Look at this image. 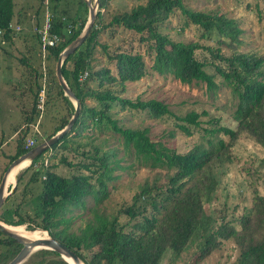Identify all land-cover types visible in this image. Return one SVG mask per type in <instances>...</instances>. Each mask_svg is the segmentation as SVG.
<instances>
[{"label":"trees","instance_id":"trees-1","mask_svg":"<svg viewBox=\"0 0 264 264\" xmlns=\"http://www.w3.org/2000/svg\"><path fill=\"white\" fill-rule=\"evenodd\" d=\"M14 2L0 0L3 37L11 36ZM64 2L48 0L52 12L50 30L60 36L57 43L44 47L45 57L53 61L63 46L80 32L86 20L87 6L84 0H76L70 14H67ZM108 6L109 0L96 1L94 20L88 34L62 60L61 74L79 100V111L69 130L43 151L54 150L55 153L58 147L69 149L68 142L76 141L78 136L94 138L109 131L115 134L125 153L133 154L139 164L155 168V172L138 185L131 201L122 209L125 220L119 221L118 215L100 211L96 205L106 195L107 180L115 176L113 170L121 167L118 163L120 158L116 156L114 148H101V145L93 144L90 153L81 149L85 161H71L65 155H60V161L74 168L67 175L54 170V163L42 165V168L33 165L22 187V194H26L29 182L39 179L40 191L34 208L31 212L25 210L22 213L18 210L20 204L15 203L11 212L13 217L6 216L5 207L0 220L11 226L24 223L29 230L39 227L47 231L48 235L74 251L84 264H159L166 248L179 253L190 243L195 244L199 256H206L227 238H232L237 248L235 258L227 264H264V193L254 191L249 207L234 217L223 214L218 219L211 211L206 212L203 205L212 199L218 185L216 169L232 159L231 142L240 134H247L261 146L263 154L259 165L263 168L264 177V53L238 50L241 27L234 17L217 10L190 8L183 0H140L129 6H113L110 10ZM176 10L183 18L181 27L194 25L199 29V38L213 39L229 48L230 52L224 54L218 45L212 48L197 39H171L159 27ZM111 25L133 32L138 43H145L144 50L140 51L129 43L126 47L117 46L109 51L97 37ZM97 44L111 65L92 67V52ZM197 48L206 49L215 61L196 57L194 50ZM144 55L150 58L149 68ZM149 69L161 75H171L182 82L202 81L207 89L212 90L218 86L214 75H220L235 99L231 111V117L236 121L235 127L220 124L218 118L213 116L207 119L212 126L202 128L199 116L205 114L204 110L190 109L176 114L161 99L122 95L126 81L141 78ZM84 71L86 74L80 79ZM44 75L43 105L47 103L46 95L54 91L63 100L66 112L60 115L59 121L42 139L60 129L74 109L71 100L63 94L53 69ZM35 83L29 114L24 113L27 123L40 112L36 107V98L42 81L39 83L36 80ZM115 106L118 109H114ZM123 109L144 110L151 117L170 114L174 125L185 135L201 129L200 134L205 136L207 145L198 142L187 150L177 151L163 141L151 139L148 126L119 124L116 114ZM169 134L172 135V132ZM222 134L228 139H224ZM22 138H17L10 160L28 149L23 146ZM76 146H80V143L75 142L70 149L77 150ZM35 159L15 173L14 187L8 192L9 195ZM8 194L0 209L9 198ZM87 197L93 199L92 204L88 205L90 215L83 224L73 229V211L83 209ZM6 237L9 245L4 255L10 250L16 252L20 244ZM82 250L88 251V258ZM44 252H51L54 256H40L20 264H69L55 250L41 248L40 253Z\"/></svg>","mask_w":264,"mask_h":264},{"label":"rangeland","instance_id":"rangeland-1","mask_svg":"<svg viewBox=\"0 0 264 264\" xmlns=\"http://www.w3.org/2000/svg\"><path fill=\"white\" fill-rule=\"evenodd\" d=\"M14 1V15L10 21L11 36L3 37L0 33V141L2 138H7L15 127H17V132L8 139L7 143L0 146V177L11 161V154L9 153L12 150L15 151L18 137H23V144L25 137L29 135L36 137L38 142L43 140L42 137L45 133L50 132L52 126L59 121L60 115L66 112L65 104L60 95L50 91L46 95L47 103L43 105V109L38 116L31 122L24 121V115L29 114V108L34 98L35 81L37 80L40 83L42 79L44 80L42 76H45V72L51 69L54 71L55 61L45 57V50L42 49L36 35V29L42 22L41 0ZM137 1L140 0H109L108 10L112 9L113 6H129ZM183 2L190 8L217 10L234 17L242 29L239 36L241 42L237 49L259 54L264 53V0H183ZM64 3L67 14H70L74 9L76 0H65ZM104 15H106V18L108 17L107 13ZM182 21L180 11L176 10L161 23L159 28L166 32L171 39H197L203 45H211L212 48L218 45L220 51L224 54L230 52L229 48L218 44L213 39L199 38V29L194 25L188 24L181 27ZM135 38L136 35L133 32L120 26L111 25L99 33L97 40L106 45L109 51L117 46L126 47L129 43L143 51L145 43H138ZM194 54L200 59L215 61L204 48L195 49ZM92 55L91 64L93 68H98L104 64L111 65V63H108L99 44L94 46ZM144 59L147 68H149L150 58L144 55ZM207 69L211 71L210 67H207ZM214 80L218 86L212 90L207 89L202 81L182 82L171 75H161L149 69L141 78L126 81L122 95L130 98L146 99L155 97L161 99L167 103L172 113L176 114H182L190 109L204 110L205 114L199 116L202 128L212 126L207 122V119L213 116L218 118L220 124L234 128L236 121L231 117V111L235 99L232 97L229 88L221 81L220 75L215 74ZM114 109H118V107L115 106ZM116 117H118V123L122 126H148V135L151 139L163 141L177 151L187 150L192 144L198 142L207 145L205 136L200 134L202 133L201 129L185 135L174 125L173 116L170 114L151 117L144 110L123 109L117 112ZM33 123H37L38 132L34 130ZM169 132H172V135ZM221 136L226 140L228 139L226 135L222 134ZM75 142L80 143V146H76L77 150L70 149L75 145ZM93 144L101 145V148H114L116 156L120 158L118 163L121 165V167L113 170L115 176L107 180L106 195L96 206L100 211L115 213L118 215L119 221L125 220L126 217L122 212L124 205L131 201L132 194L138 190V185L143 179L152 176L155 168L142 166L134 159L133 154L125 153L115 134L109 131L105 135L100 133L94 138L78 136L76 141L68 142L69 149L58 147L55 153L54 150H50V152L43 151L37 155L30 168L21 175L16 189L10 195L7 192L13 181L6 183L5 193L9 195V198L2 205L4 207L0 209V215H3V210L6 207V216L12 218L13 214L11 212L15 203L20 204L18 210L22 213L25 210L31 212V209L34 208L33 205L37 201V195L40 191L39 179L29 182L26 187V194L24 196L22 194V187L25 185L34 163H39L38 167L42 168L41 161L46 158L47 165L54 163V170L67 175L74 168L60 161V155H65L71 161H85L86 159L80 153L81 149H84L86 153H90ZM230 151L232 159L216 169L218 185L213 192L212 199L203 203L205 211H211L215 217L218 216V219L223 214H226L227 217L238 216L245 210V207H249L254 191L264 193L263 168L259 165L263 154L261 146L247 134H240L231 142ZM30 161L28 160V163L18 169L16 173L24 169ZM87 199L86 206L83 209L73 211L75 215L71 222L73 229L83 224L90 215L88 205L92 204L93 199L90 197H87ZM22 225L25 227L24 223ZM34 228L31 231L39 227ZM25 229L29 231L26 227ZM45 232L48 235L47 231ZM6 242V235L0 232V264H5L20 248L19 244L16 252L12 253L13 250H10L8 254L4 255V251L8 250L7 245H9ZM41 248L43 247L39 246L31 249L21 263H26L30 259L36 260L40 256H54L51 252L40 253ZM81 252L88 258L87 250ZM236 254L237 248L233 239L227 238L223 239L219 246L206 256H199V251L194 243L188 244L179 253H174L171 249L166 248L159 264H227L235 258Z\"/></svg>","mask_w":264,"mask_h":264},{"label":"water","instance_id":"water-1","mask_svg":"<svg viewBox=\"0 0 264 264\" xmlns=\"http://www.w3.org/2000/svg\"><path fill=\"white\" fill-rule=\"evenodd\" d=\"M87 6V16L85 23L80 30V32L72 39L70 40L66 45L63 46V48L59 51L57 54V58L55 60L54 64V74L56 77V80L58 84L60 85L63 94L67 95V97L71 100L73 104V112L70 115V117L67 119L66 123L58 130H56L53 134L48 136L46 139H43L36 143L35 145L29 147L27 150L23 151L22 153L16 155L14 158L11 159V161L6 166L5 170L3 171L1 177H0V204L7 195V193L12 190L14 187L15 179L13 183H11L10 189L7 193H5L6 186L5 185V177L12 167V165L16 164L17 162L21 161L22 159H28L31 160L34 157H36L39 153H41L44 149L49 147L50 144H52L54 141H56L63 133L69 130L71 127L75 117L78 114L79 111V100L75 97L73 92L70 90L68 85L66 84L60 70V66L62 63L63 58L68 55L70 52L76 49L81 42L84 40L85 36L89 32V28L94 20L95 15V6L97 0H84ZM0 231L4 233L5 235L9 236L13 241L20 243V248L18 251L5 263V264H20L21 261L27 256L29 251L35 247H43V248H49L52 250H55L59 253L60 257H62L64 260H66L69 264L70 261L68 258H70L75 264H79L81 259L79 256L72 251L69 247L65 246L63 243L55 239L54 237L48 235L47 237H40V238H34L29 240H23L20 235L15 233L14 231L8 229L5 222H2L0 220Z\"/></svg>","mask_w":264,"mask_h":264},{"label":"built area","instance_id":"built-area-1","mask_svg":"<svg viewBox=\"0 0 264 264\" xmlns=\"http://www.w3.org/2000/svg\"><path fill=\"white\" fill-rule=\"evenodd\" d=\"M42 5V22L37 27V34L39 43L44 49L45 46H50L55 43H57L60 40V36L56 34L55 32L50 30L51 27V18H52V12L49 9L48 0H41ZM67 30V29H66ZM0 33H2V30L0 29ZM86 72L84 71L80 75V79H82L85 76ZM44 81L42 80L41 87L38 89L37 98H36V107L42 111L43 108V102H44ZM34 127V130L37 132L38 129L36 127V124H32ZM35 138L33 136H27L24 140V147L29 148L35 144ZM47 161L46 158H43L41 161V164L46 165ZM39 163H34V166H37Z\"/></svg>","mask_w":264,"mask_h":264},{"label":"bare ground","instance_id":"bare-ground-1","mask_svg":"<svg viewBox=\"0 0 264 264\" xmlns=\"http://www.w3.org/2000/svg\"><path fill=\"white\" fill-rule=\"evenodd\" d=\"M28 163V159H22L21 161L17 162L16 164L12 165L10 170L8 171L6 177H5V185L7 182L14 181L15 179V173L18 169L24 167ZM3 222V221H2ZM6 226L8 229L14 231L18 235L22 237L23 240H29L34 238H40V237H47L45 230L43 229H36L34 231H27L23 225L18 226H11L10 224L6 223ZM39 247V246H38ZM71 264H75L70 258H68ZM79 264H84L82 261L79 262Z\"/></svg>","mask_w":264,"mask_h":264},{"label":"crops","instance_id":"crops-1","mask_svg":"<svg viewBox=\"0 0 264 264\" xmlns=\"http://www.w3.org/2000/svg\"><path fill=\"white\" fill-rule=\"evenodd\" d=\"M38 15H39V14H38ZM16 132H17V127H15V128L13 129V131L9 134V136H8L7 138H5V139L2 138V139H1V141H0V146L3 145V144H5V143H7L8 139L11 138V137H13L14 134H15ZM34 138L36 139V137H34ZM37 142H38V140L36 139V143H37ZM36 143H35V144H36ZM35 144H34V145H35ZM11 146H12V145H11ZM11 146H10V147H11ZM2 153H3V150H2ZM13 153H14V152H13V150H12L11 153H9V154H13ZM9 154H8V155H9ZM3 201H4V199H3ZM3 201H2L1 203H3Z\"/></svg>","mask_w":264,"mask_h":264}]
</instances>
